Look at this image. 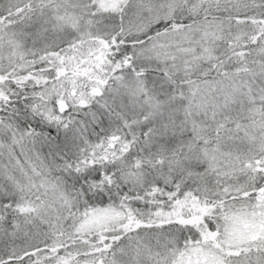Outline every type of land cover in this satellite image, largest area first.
<instances>
[{"label": "snow or ice", "instance_id": "snow-or-ice-1", "mask_svg": "<svg viewBox=\"0 0 264 264\" xmlns=\"http://www.w3.org/2000/svg\"><path fill=\"white\" fill-rule=\"evenodd\" d=\"M0 264H264V0H0Z\"/></svg>", "mask_w": 264, "mask_h": 264}]
</instances>
